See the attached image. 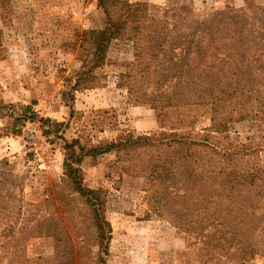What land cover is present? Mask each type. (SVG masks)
<instances>
[{"label":"rangeland","instance_id":"1","mask_svg":"<svg viewBox=\"0 0 264 264\" xmlns=\"http://www.w3.org/2000/svg\"><path fill=\"white\" fill-rule=\"evenodd\" d=\"M138 1L165 16L174 31L214 9L245 5L112 3ZM246 1L264 12V0ZM103 20L97 0H0V159L23 184L18 215L3 199L0 264H7L13 233L5 227L28 219L27 230L38 222L44 227L27 238L28 264H264V148L244 158L237 153L243 143L264 141V118L211 130L210 113L196 104L165 107L158 117L149 95L171 96L178 87L156 92L152 78L159 70L134 66L129 40L110 41L104 62H96L85 50L84 32ZM128 133L162 140L123 143L117 153L79 163L82 184L97 192L111 229L105 254L92 225L95 211L64 175L65 143L76 139L94 148ZM181 137L192 140L188 150L171 140ZM254 168V184L233 182L235 172L245 177Z\"/></svg>","mask_w":264,"mask_h":264},{"label":"trees","instance_id":"2","mask_svg":"<svg viewBox=\"0 0 264 264\" xmlns=\"http://www.w3.org/2000/svg\"><path fill=\"white\" fill-rule=\"evenodd\" d=\"M115 1L97 0V7L101 9L104 20L99 28L84 32L85 50L88 54H94L96 62L101 64L106 58L110 41L115 39L131 41L135 50L134 66H143V70L148 68L159 70L156 77L152 78L156 92L163 88L178 87V90L174 88L171 96L163 92L149 95L150 104L158 117L162 115L165 107L196 104L197 109L202 108L210 113L211 130L227 128L228 124L233 122L264 118L262 9L245 0L244 6L214 9L197 18L191 28L174 31L165 16L158 17L155 14L153 6L139 1L112 3ZM142 78L144 79V76ZM77 84L72 86L73 89L77 88ZM162 96H165L163 100ZM171 98L175 103H171ZM44 122L48 124L47 119ZM161 140L155 136H133L128 133L122 141H111L105 146L94 148H86L76 139L65 143L62 164L64 175L75 186L76 191L85 195L90 211H95L96 217H92L95 222L93 221L92 225L96 226L98 236L101 235L104 239L105 254L111 229L100 210L97 192L82 184L79 163L86 156L105 152L117 153L123 143H130L133 147L140 144L148 146ZM171 140L175 143L180 141L187 150L192 143L187 137ZM167 141L165 138V141H162L165 143L162 144L168 145ZM263 148L264 141L243 143L237 153L241 154L240 158H244ZM227 158L228 162H231L229 157ZM236 164L233 162V166ZM7 166V160L0 159V210L6 208V205L3 206V199L8 198L14 207V213L18 215L21 212L19 202L23 184ZM249 169L245 177L235 172L233 182L239 184L243 178V182L254 184V175L259 171L257 168ZM163 176L157 173V177ZM27 221L18 228L8 223V227H5L13 232L6 242L7 264L29 263L25 255L27 238L38 235L44 227L43 222H38L35 229L27 230ZM2 259L0 255V262ZM71 262L73 264V260ZM101 264H105L104 259Z\"/></svg>","mask_w":264,"mask_h":264}]
</instances>
